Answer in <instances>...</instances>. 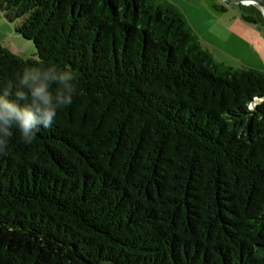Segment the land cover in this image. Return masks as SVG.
I'll use <instances>...</instances> for the list:
<instances>
[{
    "label": "trees",
    "instance_id": "1",
    "mask_svg": "<svg viewBox=\"0 0 264 264\" xmlns=\"http://www.w3.org/2000/svg\"><path fill=\"white\" fill-rule=\"evenodd\" d=\"M221 14L229 4L212 0ZM239 17L264 31L259 6ZM81 93L0 155V264H264V72L216 62L165 0H0Z\"/></svg>",
    "mask_w": 264,
    "mask_h": 264
},
{
    "label": "clouds",
    "instance_id": "2",
    "mask_svg": "<svg viewBox=\"0 0 264 264\" xmlns=\"http://www.w3.org/2000/svg\"><path fill=\"white\" fill-rule=\"evenodd\" d=\"M80 93L78 73L51 62L29 64L0 82V155L10 152L13 139L32 145Z\"/></svg>",
    "mask_w": 264,
    "mask_h": 264
},
{
    "label": "crops",
    "instance_id": "3",
    "mask_svg": "<svg viewBox=\"0 0 264 264\" xmlns=\"http://www.w3.org/2000/svg\"><path fill=\"white\" fill-rule=\"evenodd\" d=\"M165 1L179 8V10L183 13V15L187 19L189 25L191 26L195 34L199 37L203 46L207 48V50L211 53L213 59L216 62L232 67L231 62L227 61L226 58L221 56L220 50L217 49V48H221L222 50H225V48L222 47L216 48L214 47L215 46L214 42L205 39L206 34H210L216 25H220L221 29L224 31V33H226V35L222 36L221 39L224 43L231 44L234 38L235 39L240 38L241 40H243V42H241L242 46L244 44L250 46L247 47L240 46L237 48L243 49L244 54L250 53L251 55L258 57L259 59V61L253 63L252 65H248V63L246 62L245 64L247 65L243 64L242 66L244 68H249V69L251 68L264 72V36L262 35V33H260L259 29L257 31L256 27L244 24L240 22L238 19H235L234 17L233 19L231 18V21L220 20V18L216 19L220 21L213 22L209 26V22H212L213 19L217 17L215 14H219V13L215 12L214 9L211 11L212 8L210 9V6L206 2V0L203 1L202 0H165ZM197 5L201 6L204 9V12L202 14H200V12L196 10ZM223 27L225 29H223ZM213 47L216 49V51L213 49Z\"/></svg>",
    "mask_w": 264,
    "mask_h": 264
},
{
    "label": "rangeland",
    "instance_id": "4",
    "mask_svg": "<svg viewBox=\"0 0 264 264\" xmlns=\"http://www.w3.org/2000/svg\"><path fill=\"white\" fill-rule=\"evenodd\" d=\"M203 1V0H202ZM206 2L209 4L211 11L213 10V3H211V0H206ZM211 3V4H210ZM239 6L240 5H233L229 4V10L226 13L221 14H215L217 17L213 19L212 22H209V26L216 21L220 20H230L233 17L235 19H238L240 22L244 23L242 19L239 17ZM196 10L202 14L204 12V9L201 6L196 7ZM213 14V13H211ZM220 20H216L219 19ZM198 24V23H197ZM245 24V23H244ZM18 25V22L16 23H10L4 16V14L0 11V43L10 50L12 53L22 56V57H35L37 54L36 47L34 46V43L32 41H28L24 39L20 34H18L15 30L16 26ZM199 25V24H198ZM197 25V26H198ZM222 25V24H221ZM223 29H225L223 27ZM258 31V29H257ZM260 33L264 36V31L260 30ZM215 34V35H214ZM217 35V36H216ZM226 33L221 29L220 25H216L212 32L210 34H206L205 39L211 42H214V47H222L225 48V50H222L221 48H217L220 50V55L227 59V61L231 62L232 68L234 69H244L242 66L252 65L253 63L259 61L258 57L251 55L250 53H243V49H238L237 47L242 46L240 38L233 39L231 44L224 43L221 39L222 36H225ZM211 38V39H210ZM250 45L244 44L242 47H247ZM213 47V49L216 51V49ZM236 58H235V57ZM239 57V58H237ZM240 63V64H239ZM242 63V64H241Z\"/></svg>",
    "mask_w": 264,
    "mask_h": 264
},
{
    "label": "water",
    "instance_id": "5",
    "mask_svg": "<svg viewBox=\"0 0 264 264\" xmlns=\"http://www.w3.org/2000/svg\"><path fill=\"white\" fill-rule=\"evenodd\" d=\"M221 1L233 5H244V6L256 5L259 6L264 13V0H221Z\"/></svg>",
    "mask_w": 264,
    "mask_h": 264
},
{
    "label": "bare ground",
    "instance_id": "6",
    "mask_svg": "<svg viewBox=\"0 0 264 264\" xmlns=\"http://www.w3.org/2000/svg\"><path fill=\"white\" fill-rule=\"evenodd\" d=\"M253 2V1H252Z\"/></svg>",
    "mask_w": 264,
    "mask_h": 264
}]
</instances>
